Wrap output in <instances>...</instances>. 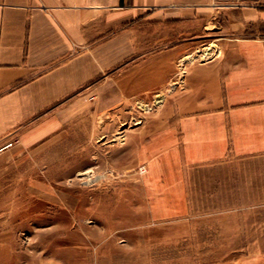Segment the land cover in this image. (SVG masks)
Returning <instances> with one entry per match:
<instances>
[{
  "label": "rangeland",
  "instance_id": "rangeland-1",
  "mask_svg": "<svg viewBox=\"0 0 264 264\" xmlns=\"http://www.w3.org/2000/svg\"><path fill=\"white\" fill-rule=\"evenodd\" d=\"M249 3L264 9L213 0L160 26L135 20L116 102L34 146H0V264H264V159L175 169L158 163L156 138L187 67L216 56L229 34L264 33L238 23Z\"/></svg>",
  "mask_w": 264,
  "mask_h": 264
},
{
  "label": "crops",
  "instance_id": "crops-1",
  "mask_svg": "<svg viewBox=\"0 0 264 264\" xmlns=\"http://www.w3.org/2000/svg\"><path fill=\"white\" fill-rule=\"evenodd\" d=\"M202 1L213 0H0V146L12 139L34 146L112 105L119 62L135 51L134 21L160 26ZM253 7L240 9L238 23L264 25V9ZM219 48L187 67L172 118L157 132L159 164L264 159V33L229 34Z\"/></svg>",
  "mask_w": 264,
  "mask_h": 264
},
{
  "label": "bare ground",
  "instance_id": "bare-ground-1",
  "mask_svg": "<svg viewBox=\"0 0 264 264\" xmlns=\"http://www.w3.org/2000/svg\"><path fill=\"white\" fill-rule=\"evenodd\" d=\"M86 170H88V169H86ZM85 173H86V172H82V175L85 174ZM88 174H89V173H88ZM85 177H86V176H85ZM88 179H89V178H88ZM87 181H88V180H87Z\"/></svg>",
  "mask_w": 264,
  "mask_h": 264
}]
</instances>
